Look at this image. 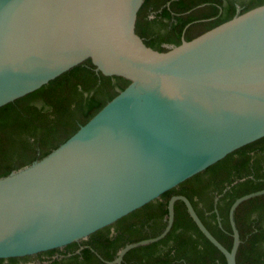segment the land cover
<instances>
[{
    "label": "water",
    "instance_id": "obj_1",
    "mask_svg": "<svg viewBox=\"0 0 264 264\" xmlns=\"http://www.w3.org/2000/svg\"><path fill=\"white\" fill-rule=\"evenodd\" d=\"M143 0H0V106L84 60L130 82L47 155L0 177V258L32 255L86 239L228 153L264 136V4L237 13L166 51L135 32ZM230 205L227 249L190 200L172 195L170 230L181 200L204 236L237 264Z\"/></svg>",
    "mask_w": 264,
    "mask_h": 264
},
{
    "label": "trees",
    "instance_id": "obj_2",
    "mask_svg": "<svg viewBox=\"0 0 264 264\" xmlns=\"http://www.w3.org/2000/svg\"><path fill=\"white\" fill-rule=\"evenodd\" d=\"M264 0H143L135 32L147 46L166 51L190 40ZM130 81L104 75L90 59L0 106V177L41 159L70 137ZM264 136L225 155L143 206L96 230L86 239L54 248L37 264H106L126 244L154 237L164 228L172 195L186 196L207 229L227 249L232 245L228 211L244 194L264 189ZM213 192V193H212ZM212 194V195H211ZM221 194L214 211V196ZM264 193L238 204L233 213L240 243L237 264H264L260 218ZM258 210L249 219V211ZM217 215L220 219H217ZM80 245L82 248L79 249ZM79 249L78 252H75ZM55 252L64 255L53 256ZM16 257L0 258L15 264ZM121 264H226L224 255L204 236L181 200L174 203L170 230L158 241L129 249Z\"/></svg>",
    "mask_w": 264,
    "mask_h": 264
},
{
    "label": "flooded vegetation",
    "instance_id": "obj_3",
    "mask_svg": "<svg viewBox=\"0 0 264 264\" xmlns=\"http://www.w3.org/2000/svg\"><path fill=\"white\" fill-rule=\"evenodd\" d=\"M262 166L264 167V161L262 162ZM262 171H263V173H264V168L263 169H261ZM262 180H263V182H264V175H263V178H262ZM261 190H263L264 191V189H261ZM258 191H260V190H258ZM254 192H256V191H254ZM213 193V192H212ZM262 193H264V192H262ZM262 193H259V194H262ZM212 195V194H211ZM221 194H217V195H215L214 196V198H213V200H214V211L215 212H217V201H218V197L220 196ZM257 195V194H256ZM254 196V195H253ZM252 197V196H251ZM250 198V197H249ZM246 200V199H245ZM260 207H261V209H262V213H261V218H260V224H261V227H262V232H263V234H264V201L263 202H261V204H260ZM257 212H258V210H252V211H249V219H253V218H255L256 216H257ZM217 219L219 220L220 219V217L217 215ZM232 233V232H231ZM232 235V234H231ZM66 246V245H65ZM260 246H261V250L263 251V253H264V239L262 240V241H260ZM64 247V246H63ZM63 247H61L62 249H63ZM82 248V245H80V247H79V249H81ZM79 249H77L75 252H78L79 251ZM44 252V251H43ZM40 253V252H39ZM38 253H36V254H32V255H26V256H18V257H16L17 259H16V261H15V264H37L38 263V261H39V259L40 258H43V257H45V254H40V255H37ZM57 255H60V256H62V255H64L62 252L60 253V252H55L54 253V255L53 256H57ZM9 258H11V257H9ZM115 258V257H114ZM113 258V259H114ZM5 260H4V262H7V260H8V258H4ZM112 259V260H113ZM106 264H107V261H104Z\"/></svg>",
    "mask_w": 264,
    "mask_h": 264
}]
</instances>
